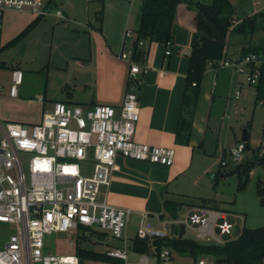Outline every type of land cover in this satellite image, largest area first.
Returning a JSON list of instances; mask_svg holds the SVG:
<instances>
[{
    "label": "built area",
    "instance_id": "2783aa9c",
    "mask_svg": "<svg viewBox=\"0 0 264 264\" xmlns=\"http://www.w3.org/2000/svg\"><path fill=\"white\" fill-rule=\"evenodd\" d=\"M45 1L50 0H0V33L6 10H25L41 17L48 14ZM55 15L63 17L59 10ZM131 35L130 30L125 31L124 43H130ZM170 45L171 42L165 45L166 55L171 54ZM138 46H143V42ZM119 57L128 63L129 72L126 92L118 108L103 104L68 105L57 101L51 110L43 112L36 124L0 120V223L14 227V232L0 249V264H81L74 253L44 252V236L67 233L100 242L91 237L94 232H99L114 239H124L130 217L136 211L112 205L104 197L98 200L101 187L110 185L116 158L120 156L163 166L173 164L175 152L172 148L150 146L134 139L140 116L137 88L140 75L146 73L148 67L140 66L135 60L131 44L120 52ZM219 68L244 74L246 83L256 87L264 70V46L261 51L248 52L235 60H223L215 70ZM22 81V71L12 70L10 97L17 96ZM238 96L236 86L235 97ZM42 100L40 97L39 101ZM256 101L264 105V96ZM244 150V143L237 144L231 151L233 161L240 162ZM23 154L30 155L26 163ZM88 154L92 156L93 166L91 174L85 175L79 162ZM220 164L224 166L225 162ZM137 214L135 237L149 246L148 253L140 254V264H146L148 255H155L163 263L170 259L169 248L164 245L158 251L153 242L174 237L176 233H170L172 223L176 228L184 224L185 233L189 229L199 244L221 246L240 236L244 222L240 215L206 206L194 207L183 218L170 222L163 223L158 219L162 227L149 221L147 211ZM105 254L128 264L125 248H107ZM196 264H206V259L200 257Z\"/></svg>",
    "mask_w": 264,
    "mask_h": 264
},
{
    "label": "rangeland",
    "instance_id": "374dc122",
    "mask_svg": "<svg viewBox=\"0 0 264 264\" xmlns=\"http://www.w3.org/2000/svg\"><path fill=\"white\" fill-rule=\"evenodd\" d=\"M229 1L233 6V17L238 21L264 13V0ZM211 2L212 0H202L201 3L209 5ZM118 3L117 0L48 1L46 3L48 14L41 16L27 36L14 45L6 44L21 33L36 16L25 10H6L3 14L2 33L9 38L0 51V87L2 88L0 120L17 121L24 125L36 124L41 120L43 111L51 110L54 102L67 101L66 96H69V93L74 97L70 100V105H80V99L93 90L99 92L101 86L97 79L100 77L102 66L107 64L111 67L110 57L114 61L116 58V55L112 54L114 45L111 38H108V33L117 17L116 12L120 10ZM57 10L62 12V18L55 15ZM99 12L101 21L98 20ZM1 43H4V40H1ZM225 45L226 55L216 62V65L221 64L223 60L237 59L242 49L251 48L261 51L264 46L263 18L260 15L256 17L252 32L249 27L230 32ZM128 47V43L123 49L119 46L117 53L125 51ZM75 58H80L78 63L84 66L79 67L75 64ZM15 68H20L24 74V81L22 86H18L20 91L18 98H10L8 90L11 72ZM97 72L99 73L96 74ZM232 72L230 68L219 69L218 77L214 79L216 80L214 99L204 103L202 99L200 101L202 103L200 113L207 116L211 110V121L204 138L207 153L203 159H200L202 148H197L193 163L197 164L200 173L202 168L211 166L209 171L214 174L216 172L215 177H211L214 175L212 173L206 176L203 174L198 184L186 182V186L182 189L184 192L182 194L193 192V195H204L203 197L209 200L204 203L189 196L190 194H178L175 199L183 205V208L178 211L177 216L183 218L191 209V204H201L200 206L240 215L244 220L243 227L253 229L264 225V206L260 204L256 194L257 182L263 179L264 169L255 162L250 165V162L263 152L264 105H259L256 101L255 86L246 83L245 75L234 73L230 76ZM236 86L239 89L238 98L235 97ZM40 97H45L44 105L38 101ZM244 130L249 135L247 140L249 149L243 151L240 162H235L231 151L241 143ZM29 157L28 154L22 155L25 163ZM221 161L225 162L224 166H220ZM241 164L240 171L234 172ZM79 165L83 174L90 175L93 166L91 154L80 161ZM247 165L250 166L249 179L245 187L238 190L239 182L245 177L241 171L246 169ZM221 174L228 175L221 176ZM104 189L105 187H101L98 200L103 199ZM166 218L171 217L167 215ZM13 232V225L0 223V249H3ZM91 237L96 240L95 235ZM184 238L194 240L189 229L184 234ZM122 241L107 235L102 244L84 239L79 241L78 245L81 248L101 252L106 246L124 248ZM75 242V234L51 233L44 236L43 251L56 255H69L74 252ZM129 246H131L130 240H127L125 249L128 260L130 264H138L136 259L139 258V254L134 253L128 248ZM169 251L170 259L167 262H158L155 255H148L147 264H195L200 257L206 259V264L215 262L213 258L204 255L194 260L192 256L177 249L169 248ZM82 264H94V261L86 259Z\"/></svg>",
    "mask_w": 264,
    "mask_h": 264
},
{
    "label": "crops",
    "instance_id": "0c3cea01",
    "mask_svg": "<svg viewBox=\"0 0 264 264\" xmlns=\"http://www.w3.org/2000/svg\"><path fill=\"white\" fill-rule=\"evenodd\" d=\"M117 1L119 2L118 6L120 10L116 12L117 17L108 33V38H111V42L114 45L112 54L116 55L115 61L110 57L111 67H108L105 62L106 66H102L103 69H101L100 77L97 79L101 86L99 92L93 90L89 95L80 99L81 106L103 104L118 108L125 95L129 65L119 57L120 52H117L119 46L120 49H123L126 44L124 43V39H122L124 31H131V41H133L132 39L135 36L134 31L138 25L140 11L137 0ZM188 1L202 2V0ZM122 8L125 10L123 9L122 11ZM196 25L195 12L190 10L185 2H181L176 7L172 25L173 38L170 45L171 54L166 55V47L160 43L144 44L141 47L144 53L142 56L140 53L141 60L139 59L137 62L140 66H147L148 70L146 73L140 75V84L137 88L140 116L136 125L134 139L137 142L150 146L172 148L175 152V157L171 166L125 159L120 156L116 158V169L111 175L110 185L105 187L102 196L112 205L126 207L136 211L131 215L125 229L124 239H122L124 248L126 241L130 240L131 244L132 239L135 237L139 220L138 211H147L149 213V221L156 227H162L158 223V219L163 223L174 220V218H166L167 212L164 210V202L166 200L178 202L175 199L178 194H190L189 196H193L194 199L201 200L202 202H204L203 200H209L204 198V195H193V192L182 194L184 193L182 189L186 186V182L196 185L199 179H201V175L204 174L206 176L212 173V171H209L211 166L202 168V173H200L199 167L193 162L197 148H202L201 154L199 155L200 159H203L207 153L204 138L207 135V127L211 121V110L207 116L201 114L200 106L202 103L200 101L202 99L204 103L205 101L210 102V100L214 99L216 93L214 89L216 87V80L214 81V79L218 77L219 69H222L215 70L217 65L210 63L206 67L188 145L177 144L175 142V132L181 113L182 97L188 68V56L196 32ZM2 32L1 29L0 51H2L3 44L9 38L7 36L5 37ZM1 40H4V43H1ZM131 41L129 44H131ZM105 43H107V40ZM78 59L80 58L74 59L75 64L79 67L84 66L82 63H78ZM15 69L20 70V68ZM234 73L232 72L230 76H233L232 74ZM23 81L20 86L23 85ZM24 91L25 88L22 89L21 93ZM19 94L20 91L18 90L16 97L8 96L10 98H18ZM73 98L72 94L69 93V96H66L67 101L60 100V102L70 105L69 102ZM42 99V101H39V99L38 101L44 105L45 97H42ZM215 174L211 177L214 178ZM200 205L191 204L190 208L192 209ZM182 208L183 205L178 211ZM162 214L164 215L163 219L160 218ZM177 218L179 217L177 216ZM175 233L176 235L174 237L177 238V231ZM105 238L95 243L102 244ZM182 238H184V235ZM166 247L168 246L166 245ZM107 248L111 247L106 246L101 252H105ZM128 248H131V246ZM139 259L140 254L139 258L136 259L138 264H140ZM114 262L111 264H123L121 260H114ZM127 263L130 264L129 260Z\"/></svg>",
    "mask_w": 264,
    "mask_h": 264
},
{
    "label": "trees",
    "instance_id": "16d2710c",
    "mask_svg": "<svg viewBox=\"0 0 264 264\" xmlns=\"http://www.w3.org/2000/svg\"><path fill=\"white\" fill-rule=\"evenodd\" d=\"M51 1V0H50ZM185 2L190 10L195 12L196 32L194 34L191 51L188 56V68L186 72L185 86L182 97L181 113L179 116L177 129L175 132V142L177 144L188 145L190 140L192 122L194 119L197 102L200 95L201 83L208 64H215L225 57V42L228 34L232 31L245 30L249 27L253 31L256 17L260 15L264 21V13H258L253 17H246L241 21L233 17L234 10L229 0H212L211 4L206 5L201 2L184 1V0H139V21L135 36L131 41L134 58L138 60V52L144 53L143 49L138 46L139 42L143 45L151 43H160L166 45L171 42L172 25L175 18L176 7L179 3ZM41 17H36L21 33L12 39L7 45H14L20 42L30 30L37 25ZM98 20L101 21L99 12ZM255 52V49H242L240 56L248 52ZM140 56V60H141ZM193 84H195L193 86ZM255 99L264 96V70L259 84L255 87ZM249 135L247 133V140ZM260 165L264 169V144L261 155L256 156L255 160L250 162ZM242 168V164H241ZM249 168L243 169L245 174L244 180L240 181L237 189L242 190L249 179ZM257 197L261 205L264 206V177L257 182ZM204 203L208 200H203ZM181 203L166 200L164 210L171 218H177ZM203 206V205H202ZM161 219L164 218L162 214ZM93 235L98 240L106 237V234L94 232ZM83 238H76L74 254L80 261L89 259L95 262L115 263L108 257L105 252H97L92 249L79 247V241ZM159 251L164 245L170 244L174 249L186 253L194 258L204 255L213 258L221 264H261L264 261V225L258 228H244L237 239L226 242L221 246L203 245L187 238L171 237L153 242ZM131 250L137 254L149 252L148 244L137 237L131 241Z\"/></svg>",
    "mask_w": 264,
    "mask_h": 264
},
{
    "label": "water",
    "instance_id": "95a60500",
    "mask_svg": "<svg viewBox=\"0 0 264 264\" xmlns=\"http://www.w3.org/2000/svg\"><path fill=\"white\" fill-rule=\"evenodd\" d=\"M137 55H138V60H139L140 59V52H138ZM241 142L245 144V149L248 150L249 148H248V145H247V131L246 130H244L243 133H242ZM240 168H241V166L238 165L234 172H239ZM234 172H232V173H234ZM223 175L226 176L228 174H221V176H223ZM184 227H185L184 224H180L177 228L175 227V225L173 223L170 224V233H171V235H173L177 231V238L178 239L182 238L184 233H185V228ZM166 245L168 247L173 248V246L170 245V244H166ZM80 263L82 264V261ZM218 263L221 264V262H219V261H218Z\"/></svg>",
    "mask_w": 264,
    "mask_h": 264
}]
</instances>
